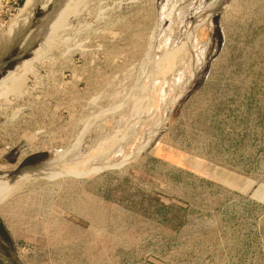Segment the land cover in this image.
<instances>
[{
    "label": "rangeland",
    "instance_id": "374dc122",
    "mask_svg": "<svg viewBox=\"0 0 264 264\" xmlns=\"http://www.w3.org/2000/svg\"><path fill=\"white\" fill-rule=\"evenodd\" d=\"M9 29L0 264H264V0H0Z\"/></svg>",
    "mask_w": 264,
    "mask_h": 264
},
{
    "label": "bare ground",
    "instance_id": "6f19581e",
    "mask_svg": "<svg viewBox=\"0 0 264 264\" xmlns=\"http://www.w3.org/2000/svg\"><path fill=\"white\" fill-rule=\"evenodd\" d=\"M26 7L27 5H25V8ZM8 31L9 32L7 34L9 35L7 36L5 34L7 31H5L3 32V34L6 35V37H2L0 39V50L4 49L5 47H7L6 45H8V41L13 29L11 31L9 29ZM32 67H33L32 59L24 60L12 70H8V72L2 78H0V109L2 108L5 109L6 107L4 105H7L13 99L14 95L20 93L25 88L24 87L25 79H27L26 73L31 71ZM11 116H12L11 118H14L15 115H11ZM23 153L24 151L21 152V156L23 155ZM30 175L31 174H29V176ZM29 176L25 178L24 177L20 178L18 181L12 183L10 186H6L4 184L3 179L0 178V193H1L0 202H4L8 197V195L21 188L24 181L29 180L31 178V177L29 178Z\"/></svg>",
    "mask_w": 264,
    "mask_h": 264
},
{
    "label": "water",
    "instance_id": "95a60500",
    "mask_svg": "<svg viewBox=\"0 0 264 264\" xmlns=\"http://www.w3.org/2000/svg\"><path fill=\"white\" fill-rule=\"evenodd\" d=\"M29 32H24L20 37H18L14 43L11 45V48H14L18 43H20V49L16 53L15 56H13L11 59H18L22 56H24L38 41L42 38V33L38 34L36 38L33 36L29 37ZM10 48V49H11ZM7 50L6 52H8ZM5 62L0 60V67L4 65ZM34 167L29 168V170H32Z\"/></svg>",
    "mask_w": 264,
    "mask_h": 264
},
{
    "label": "flooded vegetation",
    "instance_id": "af4514ba",
    "mask_svg": "<svg viewBox=\"0 0 264 264\" xmlns=\"http://www.w3.org/2000/svg\"><path fill=\"white\" fill-rule=\"evenodd\" d=\"M16 149H13V152H12V154L11 153H9L6 157H5V159L4 160H2V161H10V160H12L15 156L13 155L15 152ZM15 160V159H14ZM23 166H27V165H23Z\"/></svg>",
    "mask_w": 264,
    "mask_h": 264
}]
</instances>
